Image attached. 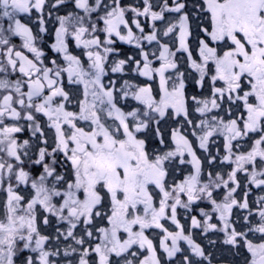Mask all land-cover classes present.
<instances>
[{"label": "snow or ice", "instance_id": "6c2138e0", "mask_svg": "<svg viewBox=\"0 0 264 264\" xmlns=\"http://www.w3.org/2000/svg\"><path fill=\"white\" fill-rule=\"evenodd\" d=\"M0 264H264V0H0Z\"/></svg>", "mask_w": 264, "mask_h": 264}, {"label": "flooded vegetation", "instance_id": "af4514ba", "mask_svg": "<svg viewBox=\"0 0 264 264\" xmlns=\"http://www.w3.org/2000/svg\"><path fill=\"white\" fill-rule=\"evenodd\" d=\"M125 2H128V0H125ZM126 47V46H125Z\"/></svg>", "mask_w": 264, "mask_h": 264}]
</instances>
